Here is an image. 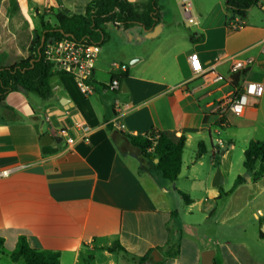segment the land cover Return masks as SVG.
I'll use <instances>...</instances> for the list:
<instances>
[{
  "label": "crops",
  "instance_id": "crops-1",
  "mask_svg": "<svg viewBox=\"0 0 264 264\" xmlns=\"http://www.w3.org/2000/svg\"><path fill=\"white\" fill-rule=\"evenodd\" d=\"M92 1L17 3L34 37L42 19L56 24L57 14H84ZM189 1L188 11L183 0H158L161 17L153 37L140 24H112L111 30L104 24L109 39L95 61L92 94L85 95L72 76L53 73L48 99L26 90L6 96L0 105V172L12 173L0 177V255L12 264H25L11 258L22 237L35 250L59 253V264H204L207 251L214 264H264V174L255 180L244 168L248 144L264 140V96L241 116L216 110L244 82L264 83V10H249L236 31L227 26L226 0H194L196 7ZM193 33L198 41L191 40ZM8 34L21 40L7 42ZM25 42L11 28L2 29L0 64L25 57ZM195 53L206 70L219 55L254 62L235 87L230 62L216 67L223 81L195 74ZM114 77L117 91L108 88ZM115 116L124 131L109 125ZM79 123L90 128L87 141ZM152 129L186 136L175 181L152 161H141L127 139ZM44 135L60 142L43 144ZM217 168L224 183L213 187ZM240 175L245 183L232 190Z\"/></svg>",
  "mask_w": 264,
  "mask_h": 264
},
{
  "label": "trees",
  "instance_id": "trees-1",
  "mask_svg": "<svg viewBox=\"0 0 264 264\" xmlns=\"http://www.w3.org/2000/svg\"><path fill=\"white\" fill-rule=\"evenodd\" d=\"M258 1L226 0L227 26L229 27V24L237 17L243 22L247 18L249 10L258 6ZM1 14L5 18L0 19V33L7 26L16 36L24 37L26 39L24 44L26 56L10 66H4V62L0 64V105L9 93L18 90L35 92L42 99L52 96L53 90L50 83L53 75L52 66L45 58V47L48 42L67 38L86 45L103 46L109 39L102 27L104 24L112 23L126 29L140 24L145 29H152L159 25L161 17L158 0H148L143 3H132L129 0H94L87 5L84 14L70 17L57 14L54 16L56 24L42 19L41 34L32 37L26 21L21 15L17 0H0ZM196 37L195 33L191 34L193 42L199 40ZM15 39L21 40L15 38L13 34L6 36L7 42H14ZM245 74L246 72L243 71L232 76L235 87H238L240 79ZM127 139L137 151L141 161H152L163 177L170 181H175L178 178L186 146L185 135L176 137L168 132L152 129L145 135L127 136ZM199 147L200 155L204 149L202 145ZM244 168L246 172L253 173L255 180L264 174V140H253L248 144L244 152ZM245 181L246 176H238L232 190ZM182 195L189 203L188 196ZM3 245L4 239L0 238V249ZM11 258L13 262L22 258L25 264H59L60 254L35 250L30 247L26 238L22 237Z\"/></svg>",
  "mask_w": 264,
  "mask_h": 264
},
{
  "label": "built area",
  "instance_id": "built-area-1",
  "mask_svg": "<svg viewBox=\"0 0 264 264\" xmlns=\"http://www.w3.org/2000/svg\"><path fill=\"white\" fill-rule=\"evenodd\" d=\"M183 7L189 11L191 2L189 0H183ZM258 7L264 10V0L258 1ZM187 21L190 24H197L195 18L192 16H189ZM229 27L237 31L242 29L244 24L237 17L229 24ZM261 51L264 55V40L261 44ZM99 52V45H86L65 38L48 42L45 47V58L51 64L53 73L72 76L78 83L81 91L85 95H90L93 93L91 80ZM223 62L231 63V71L234 74L246 70L253 64L254 60L252 58L240 59L236 56L219 55L215 58L212 68L206 70L203 68L200 58L196 53L190 56L192 71L197 75H201L206 81L218 82L224 80L223 76L216 71V67ZM113 66L117 69L125 70V66H119L118 64H113ZM119 87V79L114 77L108 85V88L111 91H117ZM262 96H264V83L246 81L241 88L236 90L234 95L219 100L216 104V110L220 116H223L226 112L241 116L249 106H252ZM114 109L116 113L121 112V106L118 101L115 102ZM109 125L115 130H125V125L119 121L118 116H115L109 122ZM78 127L82 134L85 135V141H87L90 128L81 123L78 124ZM57 134L58 132L56 131L52 132V136H57ZM74 142V139H69V143ZM11 173L12 170H3L0 172V177H7Z\"/></svg>",
  "mask_w": 264,
  "mask_h": 264
},
{
  "label": "water",
  "instance_id": "water-1",
  "mask_svg": "<svg viewBox=\"0 0 264 264\" xmlns=\"http://www.w3.org/2000/svg\"><path fill=\"white\" fill-rule=\"evenodd\" d=\"M145 29V28H144ZM159 30V26H156L153 29H145V31H147L149 33L148 37H153L155 36V32ZM39 124L35 125V129L37 131H39ZM43 144H48V145H56L58 144L60 141L52 136L49 135H44L43 138ZM224 183V177H223V173L220 170V168H217L213 182H212V186L213 187H219ZM159 253V252H156ZM203 263L204 264H214L213 263V258H212V252L207 251L203 254Z\"/></svg>",
  "mask_w": 264,
  "mask_h": 264
},
{
  "label": "rangeland",
  "instance_id": "rangeland-1",
  "mask_svg": "<svg viewBox=\"0 0 264 264\" xmlns=\"http://www.w3.org/2000/svg\"><path fill=\"white\" fill-rule=\"evenodd\" d=\"M180 2H181V0H179ZM194 1V0H193ZM192 3H195V4H193L195 7H196V2L194 1V2H192ZM194 7V8H195ZM169 10V12H168V18H171L172 17V15H173V12L170 10V9H168L167 8V11ZM254 12L256 13V14H259L260 13V10L258 9V8H254ZM108 28H110V30H111V28H112V23H110V24H108ZM113 31V30H112ZM0 264H12L11 263V261L10 260H8L7 259V256L6 255H0Z\"/></svg>",
  "mask_w": 264,
  "mask_h": 264
}]
</instances>
